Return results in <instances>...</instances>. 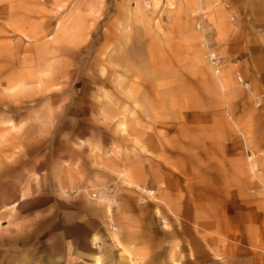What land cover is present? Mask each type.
I'll return each mask as SVG.
<instances>
[{"label":"rangeland","instance_id":"374dc122","mask_svg":"<svg viewBox=\"0 0 264 264\" xmlns=\"http://www.w3.org/2000/svg\"><path fill=\"white\" fill-rule=\"evenodd\" d=\"M117 1L0 0V264H165L120 238L172 229L150 210L181 178L190 193L238 85L217 84L193 21Z\"/></svg>","mask_w":264,"mask_h":264},{"label":"crops","instance_id":"0c3cea01","mask_svg":"<svg viewBox=\"0 0 264 264\" xmlns=\"http://www.w3.org/2000/svg\"><path fill=\"white\" fill-rule=\"evenodd\" d=\"M147 1L153 18L170 10L179 13L182 33H189L193 21L203 55L212 51L227 59L218 76L207 65L218 85L232 79L237 84L239 74L247 88L237 84L222 91L232 107L213 118L211 135L204 136L210 143L203 145L204 157L196 162L204 170L190 193L182 186L188 180L181 178L179 194L164 191L156 197L164 205H155L150 215L161 213L174 231L164 229L153 244L145 233L130 243L125 236L117 247L138 248L148 256L159 249L166 264L176 241L180 264H264V0H173L174 8L160 0L158 9ZM110 2L116 7L118 1ZM168 209L179 217L178 232Z\"/></svg>","mask_w":264,"mask_h":264},{"label":"built area","instance_id":"2783aa9c","mask_svg":"<svg viewBox=\"0 0 264 264\" xmlns=\"http://www.w3.org/2000/svg\"><path fill=\"white\" fill-rule=\"evenodd\" d=\"M205 59H206L207 65L211 69L213 75L218 76L221 72L223 65H225V63H226V60L224 58L218 56L216 53H214L212 51L206 52ZM231 62H233V61H231ZM236 81H237V84L239 86H241L242 88H244V89L247 88V84L245 83V81L243 80V78L239 74L236 75ZM263 193H264V189H263Z\"/></svg>","mask_w":264,"mask_h":264}]
</instances>
